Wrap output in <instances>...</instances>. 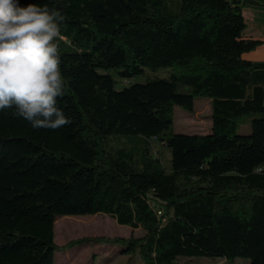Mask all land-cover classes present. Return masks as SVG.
I'll list each match as a JSON object with an SVG mask.
<instances>
[{
    "label": "trees",
    "instance_id": "16d2710c",
    "mask_svg": "<svg viewBox=\"0 0 264 264\" xmlns=\"http://www.w3.org/2000/svg\"><path fill=\"white\" fill-rule=\"evenodd\" d=\"M21 3L66 16L57 104L71 123L36 130L0 112V264H58L93 240L140 264H264V86L247 94L256 66L243 57L263 41L243 36L240 0ZM147 67L172 72L132 81ZM198 97L210 131L177 132L175 107L192 112ZM100 213L145 234L55 242L57 216Z\"/></svg>",
    "mask_w": 264,
    "mask_h": 264
},
{
    "label": "clouds",
    "instance_id": "9594fccd",
    "mask_svg": "<svg viewBox=\"0 0 264 264\" xmlns=\"http://www.w3.org/2000/svg\"><path fill=\"white\" fill-rule=\"evenodd\" d=\"M65 14L21 0H0V112L33 129L57 130L69 123L57 104L68 91L61 71Z\"/></svg>",
    "mask_w": 264,
    "mask_h": 264
},
{
    "label": "rangeland",
    "instance_id": "374dc122",
    "mask_svg": "<svg viewBox=\"0 0 264 264\" xmlns=\"http://www.w3.org/2000/svg\"><path fill=\"white\" fill-rule=\"evenodd\" d=\"M172 72L171 67L150 68L147 67L144 74L137 76L132 81H146L156 78H169ZM204 98V97H203ZM199 105V103H198ZM201 105V104H200ZM207 104L202 105L200 113L189 112L180 106L175 107V130L177 132H203L207 131L209 125ZM237 133H243L242 126L236 129ZM154 151L161 152L165 166L170 163V153L168 149L154 142ZM143 227L132 228L119 224L108 214L93 215H66L57 216L55 223V242L64 245L71 240L78 238L113 237L122 236L136 237L143 236ZM123 247L106 242L86 241L74 248L62 252L57 251L55 260L58 264H140L138 254L122 253ZM222 259H180V264H224Z\"/></svg>",
    "mask_w": 264,
    "mask_h": 264
},
{
    "label": "crops",
    "instance_id": "0c3cea01",
    "mask_svg": "<svg viewBox=\"0 0 264 264\" xmlns=\"http://www.w3.org/2000/svg\"><path fill=\"white\" fill-rule=\"evenodd\" d=\"M240 2L242 5L243 16L246 22L243 36L246 38H255L263 41L254 49L243 54V57L245 59L250 60L256 66L251 73L250 82L247 89V94L250 96L255 86H264V0H240ZM203 103L208 105L207 109L209 117V128H207V131H203L201 133H206L210 131L212 126L211 100L207 97H198L195 99V112H201ZM250 129L251 127L249 122H244L242 124L243 131L248 132L250 131ZM182 132L193 133L187 131Z\"/></svg>",
    "mask_w": 264,
    "mask_h": 264
},
{
    "label": "water",
    "instance_id": "95a60500",
    "mask_svg": "<svg viewBox=\"0 0 264 264\" xmlns=\"http://www.w3.org/2000/svg\"><path fill=\"white\" fill-rule=\"evenodd\" d=\"M181 133H185V132H182V131H181Z\"/></svg>",
    "mask_w": 264,
    "mask_h": 264
}]
</instances>
